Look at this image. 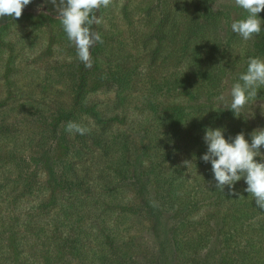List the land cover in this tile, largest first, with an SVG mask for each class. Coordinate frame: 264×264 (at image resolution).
<instances>
[{
  "label": "rangeland",
  "instance_id": "obj_1",
  "mask_svg": "<svg viewBox=\"0 0 264 264\" xmlns=\"http://www.w3.org/2000/svg\"><path fill=\"white\" fill-rule=\"evenodd\" d=\"M200 1L113 0L101 7L97 29L103 43L91 52V67L79 61L60 19L43 4L0 27V264H221L230 255L236 264L245 257L249 264H264V210L250 195L252 212L246 221L231 217L234 201L222 193L200 196L190 203L188 232L174 233L177 219L170 200H160L151 186H142L154 182L157 164L172 151L186 150V159L198 162L199 172L207 169L201 159L205 152L194 139L201 136L202 126L193 120L207 116L206 96L195 97L194 85L183 91L159 87V82L162 74L175 71L192 84L200 80L198 67L190 61L191 49L204 50L203 41L212 34L201 30L185 48L156 34L191 24ZM209 1L212 15L221 20L220 37L232 42L225 62L238 63L221 79L212 104L219 118L230 119L237 134L243 132L251 141V133L264 128V88L239 117L227 107L231 87L246 71L249 57L264 59L254 46L258 35L235 46L242 38L231 24L247 14L233 0ZM258 16L264 21V10ZM181 56L183 60H173ZM126 67L131 70L119 89L115 80ZM83 83L89 93L85 101L99 103L105 122L84 115L83 108L73 111ZM220 95L224 101L217 99ZM175 114L183 120L175 121ZM69 121L89 131L70 134ZM183 128L190 138L175 151ZM112 138L127 153L114 148ZM86 160L92 174L102 175L96 179L99 191L118 186L120 204L106 201L108 195H92L76 178L75 165ZM172 160L162 167L168 168ZM79 184L82 191H77ZM242 188L238 181L233 190ZM234 207L242 208L243 202L236 201ZM195 223L202 225L197 231L190 229ZM234 228L240 232L233 233ZM204 229L210 233L203 239L199 234L190 239L192 232Z\"/></svg>",
  "mask_w": 264,
  "mask_h": 264
},
{
  "label": "trees",
  "instance_id": "obj_2",
  "mask_svg": "<svg viewBox=\"0 0 264 264\" xmlns=\"http://www.w3.org/2000/svg\"><path fill=\"white\" fill-rule=\"evenodd\" d=\"M40 4H43L46 6V8L54 15H57V12L54 8V6L51 3H45V0H32V3L27 5L24 9V11H28L31 9L36 8ZM200 6L197 9V17L192 20L191 24H188L182 29H176L174 33H168L166 31L165 33L163 31H158L156 34L160 38V40H165L163 38L168 37L171 42L176 43L177 46L181 48L187 47L188 44H194L197 39H195L198 35V33L201 30L206 31L207 35L212 34V37H208L207 40H204V50H196L194 51L193 47L191 49L192 53H194L192 58H190L191 63L195 64L198 67V70H196L197 74H201V79L196 80L193 84L192 81H189L184 74L178 71H175V73L171 75H161L162 77L160 78L161 81L159 82V87L161 86H173L175 88H178L180 90L186 91L194 85L192 91L194 90L196 92L195 97L198 96H206V102L205 106L203 107V110L205 112H208L207 116L203 117L201 120L193 119L196 121H199V124L202 126L201 129V136L199 137H194L195 140L198 141L200 147L204 150L206 153L207 151V145L203 139L205 135V130L206 128H223L224 129V136L226 139L231 142V140L237 135V132L235 131L233 125L230 122V119H221L219 118L218 111L214 109L213 106V100L215 98L214 91L217 90L219 87L220 81L223 78L225 74H231L233 71V68L235 65H237L236 60H231L228 61L227 63L225 62L224 55H226V52L231 51V43L230 42H225L220 37V30H221V20L217 17H214L213 14V5L212 1L209 0H201L199 2ZM22 12V13H23ZM201 12V15L199 13ZM96 15L99 17V13L97 11ZM205 16V23L200 22V18ZM13 19L11 17L5 16L3 19H0V27L6 25ZM94 30L98 32L97 25L94 26ZM197 34V35H196ZM195 36V37H194ZM243 39H240L239 41H234L235 46H240L243 44ZM249 41V40H248ZM254 46L256 50L264 56V24H262V31L258 35V40L254 41ZM95 44L91 48V52L96 48ZM246 54H248V49L246 48ZM177 62L183 60V56H181V59L175 58L173 59ZM198 60V61H196ZM223 63V64H222ZM232 68V71H231ZM131 70V67H126L124 68L125 73H119L117 80H115V84L119 87V89L122 87L124 84V80L126 76L129 74ZM124 77V78H123ZM86 84L83 83L77 90L75 94V100L72 104V109L73 111L83 108L86 110L84 115H92L94 116L98 122H105L107 120L106 117H99L100 113H102L98 109V102L93 99L90 101H85V98L89 94L88 91L85 89ZM85 102V103H84ZM61 114L63 116H66V112L62 111ZM81 118V116H80ZM175 121H182V117H179L178 114H175L174 117ZM81 123V121H80ZM87 124V123H86ZM195 125V124H194ZM191 133L187 132V129L183 128L182 134L179 137L181 144H174V149L175 151H179L181 148L185 146V143L187 140L190 138ZM245 135V139L251 142L249 140L248 135ZM111 145L114 148H120L122 153H127L126 149H124L120 146V143L115 141L114 138L110 140ZM148 154V153H147ZM145 154L146 158H150L149 155ZM189 152L184 150L183 152H170V156L167 157V159H164L163 155V160L158 166V171L156 173V176L154 178L153 183H148L142 185L143 188H148L149 186L152 187V189L155 192V196L160 199V200H170L169 204L170 206L173 207L175 211V219H177V225L174 228L173 232L174 233H179V232H188L187 227V222L190 223L189 216L191 214V209L190 203L197 201V198L199 199L200 196L205 197V196H218L221 193L223 194L224 197L226 198H231L234 201V205L236 201L238 202H243V207L240 209H237L233 207L232 210V215L231 217L234 218V220L240 221H246L249 219V216H251L252 210L249 208L247 199L249 197V194L244 191V189L247 187L245 181L241 179L240 181L242 182L243 188L240 189L238 192H235L233 189H226L223 192L221 190L217 189L215 187V184H211L212 178L214 174L211 171V163L208 162L207 164V169L206 171L199 172L198 171V162L190 164V166L185 167L184 166V161H188L186 159L188 157ZM173 157L172 162H170L168 168L167 166L162 167L163 162H167L170 160V158ZM155 158V157H154ZM93 172V166L86 160V161H81L79 164L75 165V171L74 175L76 176L77 179H81V183L85 182L87 186H89L91 194L92 195H108L109 203H112L111 199H115L118 202V197L115 195L117 192V187L111 186H104L107 189H103L102 191H99V186L96 182V179H102V175H96L92 174ZM75 181V180H74ZM76 183V181H75ZM80 183V184H81ZM78 184V183H77ZM78 185L77 191H82V186ZM235 186H237V182L235 183ZM104 204L106 203L105 201L103 202ZM79 204L81 206H85L84 201H80ZM117 204H120L119 202ZM238 206H241L238 204ZM238 216V219H237ZM194 225V224H192ZM190 226L194 228L195 231H197L198 228H201V224H196L195 226ZM187 229V230H186ZM233 233H239L238 228L233 229ZM210 231L208 229H204L201 232L195 233L192 232L189 237L191 239L192 235L194 236L196 234L200 235V238L203 239L206 234H209ZM197 244L199 243L196 238L194 240ZM201 249L200 250H205V247L203 245H200ZM231 252H233V248L231 249ZM249 260L245 257L243 263L241 264H249ZM223 262L221 264H236L235 260L233 259L232 255H230L229 259H224L222 260ZM194 264V263H193Z\"/></svg>",
  "mask_w": 264,
  "mask_h": 264
},
{
  "label": "clouds",
  "instance_id": "obj_3",
  "mask_svg": "<svg viewBox=\"0 0 264 264\" xmlns=\"http://www.w3.org/2000/svg\"><path fill=\"white\" fill-rule=\"evenodd\" d=\"M235 6L247 14L244 18L234 20L231 30L244 41L253 39L262 31V21L258 14L264 10V0H233ZM32 0H0V19L5 16L18 19L23 9ZM51 3L60 19L67 40L75 48L77 58L85 67L92 66L91 48L97 43H103L101 35L94 30V26L101 23L96 15L103 7L107 8L113 0H45ZM43 5L38 7L42 8ZM264 88V59L249 57L247 69L239 77V82L232 85L231 101L227 109L239 117L242 109L250 101H256L258 91ZM224 101L225 96L217 97ZM264 108V105L261 106ZM66 130L70 134L85 135L89 129L69 121ZM207 151L201 159L211 163L214 174L215 187L222 192L227 186L233 189L236 182L243 179L247 185L244 189L254 200L257 207L264 210V128L251 133V142L245 139L243 132L238 133L229 142L224 136L223 128H206L203 137ZM260 157V161L256 158ZM191 161H184V166H190Z\"/></svg>",
  "mask_w": 264,
  "mask_h": 264
}]
</instances>
